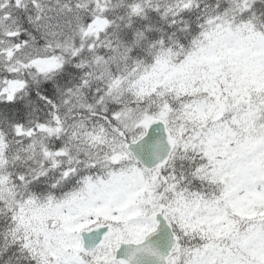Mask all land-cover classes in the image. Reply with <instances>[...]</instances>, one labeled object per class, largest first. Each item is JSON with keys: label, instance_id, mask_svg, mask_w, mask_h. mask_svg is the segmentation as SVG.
I'll return each mask as SVG.
<instances>
[{"label": "snow or ice", "instance_id": "snow-or-ice-1", "mask_svg": "<svg viewBox=\"0 0 264 264\" xmlns=\"http://www.w3.org/2000/svg\"><path fill=\"white\" fill-rule=\"evenodd\" d=\"M0 264H264V0H0Z\"/></svg>", "mask_w": 264, "mask_h": 264}]
</instances>
